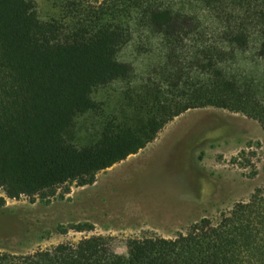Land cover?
I'll list each match as a JSON object with an SVG mask.
<instances>
[{"label":"trees","instance_id":"trees-1","mask_svg":"<svg viewBox=\"0 0 264 264\" xmlns=\"http://www.w3.org/2000/svg\"><path fill=\"white\" fill-rule=\"evenodd\" d=\"M48 1L58 11L43 20L37 0H0V187L8 198L65 197L73 184L92 185L190 109L241 113L264 128V0ZM137 26L159 40L160 59L115 107L100 103L98 91L133 76L119 53ZM88 116L98 137L79 147L77 121ZM254 167L253 177L264 175V163ZM112 241L92 235L30 253L0 250V264H264V180L248 200L172 238H129L126 254Z\"/></svg>","mask_w":264,"mask_h":264},{"label":"rangeland","instance_id":"rangeland-1","mask_svg":"<svg viewBox=\"0 0 264 264\" xmlns=\"http://www.w3.org/2000/svg\"><path fill=\"white\" fill-rule=\"evenodd\" d=\"M37 10L43 20L51 19L58 11L48 0H37ZM134 36V40L119 53L122 61L133 65V76L130 80L116 82L98 91L95 94L98 102L109 103L115 107L126 90L145 83L150 70L158 63L161 56L159 40H153L141 26H137ZM192 43L193 40H190L189 46L182 49L183 58L190 56ZM104 109L108 110L107 105ZM195 109L212 114L202 115L204 122L198 125V128H203L202 134L201 137L199 134L195 137L198 143L195 149L200 167L198 171H201L202 176L199 178L197 175L194 182L193 200L195 218L197 217L194 222L203 217L216 218L220 212L231 209L235 203L248 200L254 189L264 180L263 171L253 177L257 170L254 165L262 170L264 163V128L261 124L244 114L225 109ZM98 115L101 118L103 112ZM99 129L100 124L96 118H80L77 121L74 142L79 147L95 142ZM247 163L249 165H245ZM111 170L101 171L97 180L105 178ZM94 184L83 187L73 184L70 194L50 199L40 196L34 199L26 196L18 200L10 199L0 187V250L30 253L64 242L76 243L92 235H104L113 237L112 246L118 254H126V241L129 238L164 237L162 230L141 229L129 234L111 228L114 217L110 214L105 200L103 202L99 199L98 187L93 186ZM88 224L94 225L95 230L80 232L74 229ZM187 227L177 231L174 236L185 231Z\"/></svg>","mask_w":264,"mask_h":264},{"label":"crops","instance_id":"crops-1","mask_svg":"<svg viewBox=\"0 0 264 264\" xmlns=\"http://www.w3.org/2000/svg\"><path fill=\"white\" fill-rule=\"evenodd\" d=\"M203 114L212 113L194 109L177 117L146 148L97 180L93 186L114 217L111 228L129 234L162 230L166 237L197 220L194 182L202 175L195 137H201L203 128L198 125L204 122Z\"/></svg>","mask_w":264,"mask_h":264}]
</instances>
